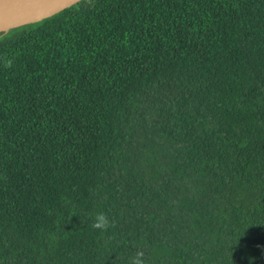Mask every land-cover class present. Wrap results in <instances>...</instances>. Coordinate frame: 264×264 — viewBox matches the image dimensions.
Listing matches in <instances>:
<instances>
[{
  "label": "trees",
  "instance_id": "16d2710c",
  "mask_svg": "<svg viewBox=\"0 0 264 264\" xmlns=\"http://www.w3.org/2000/svg\"><path fill=\"white\" fill-rule=\"evenodd\" d=\"M138 250L264 264V0H80L0 32V264Z\"/></svg>",
  "mask_w": 264,
  "mask_h": 264
},
{
  "label": "water",
  "instance_id": "95a60500",
  "mask_svg": "<svg viewBox=\"0 0 264 264\" xmlns=\"http://www.w3.org/2000/svg\"><path fill=\"white\" fill-rule=\"evenodd\" d=\"M80 0H0V32L39 22Z\"/></svg>",
  "mask_w": 264,
  "mask_h": 264
},
{
  "label": "clouds",
  "instance_id": "9594fccd",
  "mask_svg": "<svg viewBox=\"0 0 264 264\" xmlns=\"http://www.w3.org/2000/svg\"><path fill=\"white\" fill-rule=\"evenodd\" d=\"M12 62L8 61L6 67H11ZM93 229H99L103 231H107L110 227H114V224L109 221L107 215L103 212H99L95 214L93 223L90 225ZM144 252L142 250H138L136 254L130 258L129 264H145L144 262Z\"/></svg>",
  "mask_w": 264,
  "mask_h": 264
}]
</instances>
